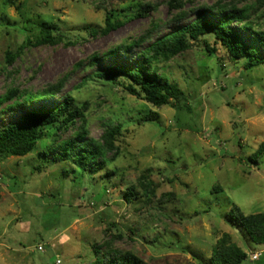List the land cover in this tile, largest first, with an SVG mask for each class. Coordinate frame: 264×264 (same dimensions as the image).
Listing matches in <instances>:
<instances>
[{
	"label": "rangeland",
	"instance_id": "obj_1",
	"mask_svg": "<svg viewBox=\"0 0 264 264\" xmlns=\"http://www.w3.org/2000/svg\"><path fill=\"white\" fill-rule=\"evenodd\" d=\"M205 7L246 9L264 33V0H0V98L15 90L18 102L62 82L54 100L26 106L50 108L70 94L83 115L66 132L48 128L25 157L0 155V264H95L110 254L142 264H210L225 234L247 253L242 264H264V245L228 219L234 206L264 213V152L257 156L264 64L248 69L247 60L221 49L211 55V35L156 62V75L184 91L187 108L174 101L156 108L94 77L110 66H140L141 53ZM109 14L123 25L106 33ZM46 22L60 29L62 42L35 44ZM12 103L0 108V128L24 114L23 106L7 108ZM151 114L159 125L140 122ZM118 125L112 151L104 135ZM81 128L87 136L79 142L102 148L87 171L53 160L61 153L54 147ZM255 253L261 256L253 261Z\"/></svg>",
	"mask_w": 264,
	"mask_h": 264
},
{
	"label": "trees",
	"instance_id": "obj_2",
	"mask_svg": "<svg viewBox=\"0 0 264 264\" xmlns=\"http://www.w3.org/2000/svg\"><path fill=\"white\" fill-rule=\"evenodd\" d=\"M85 1V0H84ZM180 0H173L178 4ZM139 14L138 16H144ZM113 14H109L106 21L105 32L108 33L122 26L118 20L114 22ZM246 9H229L227 7H205L198 12L197 19L190 25L181 28L150 45L143 53L142 64L137 67L110 66L95 73L94 77L111 81L123 87L130 95H133L156 108L169 105L172 101L177 107L187 108V99L184 91L176 84H170L162 76L156 75L155 63L162 60H170L190 48L193 43L199 42L203 37L213 36V43L205 42L206 50L211 55H218L219 49L234 60H247L248 69L264 64L261 56L264 50V33L256 31L248 22ZM240 23L241 27H233ZM53 22L42 23L38 28L36 45H56L63 41V35ZM247 33V34H245ZM250 37L251 39H248ZM148 36L143 37L128 48L142 44ZM31 43V42H30ZM119 50V49H118ZM115 54L111 52L108 55ZM11 54L9 62L14 61ZM63 83L58 82L36 94L27 95L13 102L19 94L11 90L3 98H0V108L4 104L7 108L23 106L24 114L16 121L10 122L0 128V155L4 157H25L37 150L38 145L46 137L48 128H56L55 134L66 132L76 125L82 118V112L75 99L67 94L58 104L50 108L26 106V104L46 103L54 100L63 90ZM21 100V101H20ZM141 123H157L160 121L156 114L145 116ZM123 125L111 128L104 135L107 147L116 150L115 141L121 135ZM54 134V135H55ZM87 136L84 128L74 134L72 139L64 140L54 147L55 151L61 150L54 157L55 162H71L83 171L88 170L90 163H96L102 155V148L92 140L79 142ZM264 152V143L261 145L257 156ZM41 157L48 156L47 150L40 153ZM118 151L115 157H118ZM230 223L239 228H244L253 242L264 245V213L245 215L236 206L229 213ZM105 260L98 259L95 264H142L131 254L111 257ZM247 259V253L236 245L229 234H225L215 245L210 264H242Z\"/></svg>",
	"mask_w": 264,
	"mask_h": 264
},
{
	"label": "built area",
	"instance_id": "obj_3",
	"mask_svg": "<svg viewBox=\"0 0 264 264\" xmlns=\"http://www.w3.org/2000/svg\"><path fill=\"white\" fill-rule=\"evenodd\" d=\"M39 249L42 251L43 248L42 247H39ZM260 256H261V253H255V254H253L251 256V258H252L253 261H256V260H258L260 258Z\"/></svg>",
	"mask_w": 264,
	"mask_h": 264
}]
</instances>
